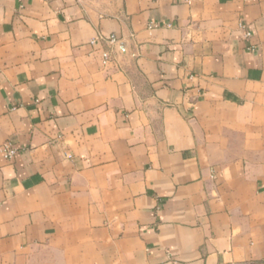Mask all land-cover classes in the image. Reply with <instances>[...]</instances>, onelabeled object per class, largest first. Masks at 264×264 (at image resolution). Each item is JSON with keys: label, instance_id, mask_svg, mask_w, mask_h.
<instances>
[{"label": "crops", "instance_id": "crops-1", "mask_svg": "<svg viewBox=\"0 0 264 264\" xmlns=\"http://www.w3.org/2000/svg\"><path fill=\"white\" fill-rule=\"evenodd\" d=\"M3 144L0 264H264V0H0Z\"/></svg>", "mask_w": 264, "mask_h": 264}, {"label": "built area", "instance_id": "built-area-1", "mask_svg": "<svg viewBox=\"0 0 264 264\" xmlns=\"http://www.w3.org/2000/svg\"><path fill=\"white\" fill-rule=\"evenodd\" d=\"M40 1H43L45 3H49V2H53V1H59V0H40ZM194 1L195 0H178L179 3L185 4V5H190ZM149 28H152V27L149 26ZM245 36L249 37L250 34L246 33ZM98 40L103 41L104 39L99 38ZM105 41L110 45H114L116 43V39L114 37H109ZM94 43H95V41H91V44H94ZM111 54H112L111 50H103L101 52L100 58H101L102 67H107L112 62V55ZM0 154L2 155V157L4 159L11 160L15 155V150L12 148V146L10 144H3L0 147Z\"/></svg>", "mask_w": 264, "mask_h": 264}]
</instances>
